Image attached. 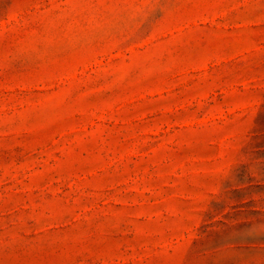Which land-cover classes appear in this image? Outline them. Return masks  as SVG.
Listing matches in <instances>:
<instances>
[{
  "label": "rangeland",
  "instance_id": "1",
  "mask_svg": "<svg viewBox=\"0 0 264 264\" xmlns=\"http://www.w3.org/2000/svg\"><path fill=\"white\" fill-rule=\"evenodd\" d=\"M0 264H264V0H0Z\"/></svg>",
  "mask_w": 264,
  "mask_h": 264
}]
</instances>
